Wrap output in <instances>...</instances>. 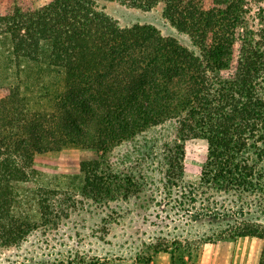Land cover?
<instances>
[{
  "label": "trees",
  "instance_id": "obj_1",
  "mask_svg": "<svg viewBox=\"0 0 264 264\" xmlns=\"http://www.w3.org/2000/svg\"><path fill=\"white\" fill-rule=\"evenodd\" d=\"M111 1L163 4L191 45L150 24L120 26L99 0H0V245L52 220L44 197L20 192L35 155L68 146L106 151L168 120L177 140L207 141L194 179L176 141L165 173L169 185L186 182L192 207L203 197L199 215H214L206 205L214 193L264 200V8L254 26L250 0ZM243 236L264 240V226L234 224L216 241ZM187 248L166 249L169 264L198 257L199 246Z\"/></svg>",
  "mask_w": 264,
  "mask_h": 264
},
{
  "label": "rangeland",
  "instance_id": "obj_2",
  "mask_svg": "<svg viewBox=\"0 0 264 264\" xmlns=\"http://www.w3.org/2000/svg\"><path fill=\"white\" fill-rule=\"evenodd\" d=\"M250 5L251 22L257 26L264 1L250 0ZM98 7L120 26L150 24L164 36L191 45L164 17L163 4L144 10L99 0ZM175 141L183 147L186 177L194 179L206 160L207 141L177 140L174 120L106 151L68 146L35 155L33 171L20 192L36 191L44 197L52 220L36 224L18 244L0 245V264H142L166 249L184 253L189 243L199 246V255L192 261L185 256L188 264H196L200 256L208 264L210 254L224 249L225 241H216L221 231L245 222L264 226V200L258 194L214 193L209 196L212 203L206 204L214 215H199L203 197L199 195L192 207L185 199L186 182L175 187L165 178ZM227 245L231 256H240V264H258L264 250V240L256 236L238 237Z\"/></svg>",
  "mask_w": 264,
  "mask_h": 264
},
{
  "label": "crops",
  "instance_id": "obj_3",
  "mask_svg": "<svg viewBox=\"0 0 264 264\" xmlns=\"http://www.w3.org/2000/svg\"><path fill=\"white\" fill-rule=\"evenodd\" d=\"M224 249L222 250L221 254H210L207 258L208 264H240V256L238 255V259H236L234 256H231V249L229 245L225 246L226 244H230V241H225L223 243ZM170 263V254L167 252H161L158 253L154 258L149 261L148 263H142V264H169ZM204 261L202 259V256L198 258V261L196 264H203ZM254 261L251 260L250 264H253ZM246 264V262H245ZM259 264V262H258Z\"/></svg>",
  "mask_w": 264,
  "mask_h": 264
}]
</instances>
